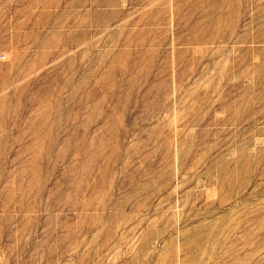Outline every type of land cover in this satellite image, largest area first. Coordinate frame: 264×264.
I'll return each instance as SVG.
<instances>
[{
  "label": "rangeland",
  "instance_id": "rangeland-1",
  "mask_svg": "<svg viewBox=\"0 0 264 264\" xmlns=\"http://www.w3.org/2000/svg\"><path fill=\"white\" fill-rule=\"evenodd\" d=\"M0 264H264V0H0Z\"/></svg>",
  "mask_w": 264,
  "mask_h": 264
}]
</instances>
